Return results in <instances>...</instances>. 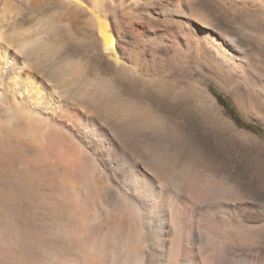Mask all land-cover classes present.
<instances>
[{
    "label": "bare ground",
    "instance_id": "6f19581e",
    "mask_svg": "<svg viewBox=\"0 0 264 264\" xmlns=\"http://www.w3.org/2000/svg\"><path fill=\"white\" fill-rule=\"evenodd\" d=\"M207 24L190 0H0V264H264V206L123 90L191 54L263 91Z\"/></svg>",
    "mask_w": 264,
    "mask_h": 264
},
{
    "label": "rangeland",
    "instance_id": "374dc122",
    "mask_svg": "<svg viewBox=\"0 0 264 264\" xmlns=\"http://www.w3.org/2000/svg\"><path fill=\"white\" fill-rule=\"evenodd\" d=\"M190 4L205 17L207 27L235 41L243 63L264 89L263 13L251 3L235 0ZM71 53L87 57L83 50ZM90 63L95 65V60ZM145 65L157 73L159 82L153 87L127 83L124 92L178 127L183 157L196 170L227 182L246 201L264 206V90L254 91L242 77L215 67L206 55L199 62L191 54L146 57ZM206 95L221 112L216 114Z\"/></svg>",
    "mask_w": 264,
    "mask_h": 264
},
{
    "label": "trees",
    "instance_id": "16d2710c",
    "mask_svg": "<svg viewBox=\"0 0 264 264\" xmlns=\"http://www.w3.org/2000/svg\"><path fill=\"white\" fill-rule=\"evenodd\" d=\"M217 96H218V95H217ZM218 99L221 100L220 96H218ZM229 113H230V115H232L230 111H229ZM238 124L242 126V124H240V123H238ZM245 127H247V128L250 127V128H251V126H249V125H248V126L246 125ZM257 129H258V128H257Z\"/></svg>",
    "mask_w": 264,
    "mask_h": 264
}]
</instances>
